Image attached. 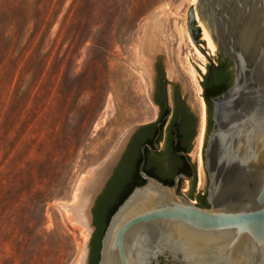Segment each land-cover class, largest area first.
I'll list each match as a JSON object with an SVG mask.
<instances>
[{
    "label": "rangeland",
    "instance_id": "obj_1",
    "mask_svg": "<svg viewBox=\"0 0 264 264\" xmlns=\"http://www.w3.org/2000/svg\"><path fill=\"white\" fill-rule=\"evenodd\" d=\"M194 5L0 0V264H77L88 235L63 205L76 202L79 187L127 130L156 117L138 64L147 22L158 10L166 60V38L170 43L171 69L164 73L171 81L176 71L182 80L198 132L196 68L207 58L187 27ZM167 92L171 99L170 85ZM199 137L191 153L199 173L192 196L207 184Z\"/></svg>",
    "mask_w": 264,
    "mask_h": 264
},
{
    "label": "water",
    "instance_id": "obj_2",
    "mask_svg": "<svg viewBox=\"0 0 264 264\" xmlns=\"http://www.w3.org/2000/svg\"><path fill=\"white\" fill-rule=\"evenodd\" d=\"M162 14L158 10L147 22L140 51L143 63L138 64L155 106L153 66L158 61L163 72L171 69L170 43L166 38V60L160 38ZM199 21L209 31L212 51L202 39ZM187 27L207 60L209 53L215 57L221 52L234 68L232 84L212 98V125L202 145L209 207L141 171L146 182L135 187L110 217L98 264H264V0H195L188 10ZM175 84L190 107L176 71L169 81L170 95ZM191 109L197 127V111L194 105ZM135 127L92 169L78 189L76 202L63 205L71 212L70 221L85 227L81 233L88 235L77 264L87 261L91 208L124 138Z\"/></svg>",
    "mask_w": 264,
    "mask_h": 264
},
{
    "label": "flooded vegetation",
    "instance_id": "obj_3",
    "mask_svg": "<svg viewBox=\"0 0 264 264\" xmlns=\"http://www.w3.org/2000/svg\"><path fill=\"white\" fill-rule=\"evenodd\" d=\"M198 68L201 72V98L206 104L203 134L205 143L212 125V98L232 84L234 68L233 61L221 52L214 58L208 56L205 67ZM169 81L160 63L156 61L152 77L156 117L138 124L122 142L111 174L91 208L93 230L86 264H98L101 239L110 217L135 187L146 182L141 171L163 185L176 186L177 193L187 191L190 194L199 183L197 163L191 153L194 140L200 134L201 110L199 129L196 132V116L186 104L184 96L180 95L177 84L172 88L171 99L168 98ZM197 193V196L182 195L197 205L208 208L207 190Z\"/></svg>",
    "mask_w": 264,
    "mask_h": 264
},
{
    "label": "bare ground",
    "instance_id": "obj_4",
    "mask_svg": "<svg viewBox=\"0 0 264 264\" xmlns=\"http://www.w3.org/2000/svg\"><path fill=\"white\" fill-rule=\"evenodd\" d=\"M191 3H195V0H191ZM196 17L198 18L197 13H196ZM199 25L202 28V39L205 40L206 48L208 49V51H212L215 48V46H214V44H213V42L211 40V37H210L207 29L201 23V21H199ZM197 54H198V57L203 56L199 51H197ZM190 73L193 76V74H194L193 69H190ZM200 110H201V124H200L199 142H200V149H201V145H202V142H203V134H204V122H205V104H204V100L203 99L200 101ZM200 161H201V156H200ZM81 228H82V231L85 230V227L81 226Z\"/></svg>",
    "mask_w": 264,
    "mask_h": 264
},
{
    "label": "trees",
    "instance_id": "obj_5",
    "mask_svg": "<svg viewBox=\"0 0 264 264\" xmlns=\"http://www.w3.org/2000/svg\"><path fill=\"white\" fill-rule=\"evenodd\" d=\"M48 1V0H47ZM52 1V0H51ZM50 2V1H49ZM54 14V13H53ZM4 73L8 72L10 70V65L9 64H4L2 66ZM10 72V71H9ZM207 101V100H206ZM160 264H164V263H160Z\"/></svg>",
    "mask_w": 264,
    "mask_h": 264
}]
</instances>
